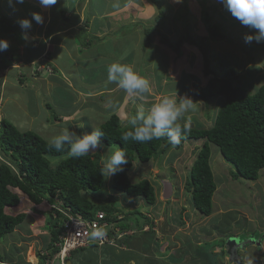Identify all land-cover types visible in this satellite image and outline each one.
I'll return each instance as SVG.
<instances>
[{
	"label": "rangeland",
	"instance_id": "obj_1",
	"mask_svg": "<svg viewBox=\"0 0 264 264\" xmlns=\"http://www.w3.org/2000/svg\"><path fill=\"white\" fill-rule=\"evenodd\" d=\"M27 1L28 7L25 3L16 4L15 0H12L11 5L9 0H0V14L7 15L5 17L16 24L13 33H5L0 29V38L9 43L8 49L0 52V74L5 76L1 80L10 79L15 82L16 91L10 96L18 101L15 104L10 101L7 109L2 108L9 117L5 118L3 114L1 121L12 123L21 132L32 131L50 141L65 129L84 135L103 124L112 114L119 116L121 126L130 127L128 119L139 108L143 107L147 111L165 96L174 97L178 101L183 96L191 98L192 109L178 123H187L189 128H208L223 97L214 93L205 104L193 96L194 85L206 88L211 77L228 76L232 85L239 87L245 95L252 94L259 86L264 85V44H245L243 37L250 30L232 17L220 0H57L55 5L42 7V24L36 23L31 16L32 12L41 8L38 0ZM32 1H35L36 8L29 5ZM97 4L102 6L101 12ZM160 12L163 17L161 15L159 18ZM206 12L211 17L209 24L219 27L222 38H211L205 23ZM21 19L30 20L32 27L22 30L18 23ZM57 24H73L70 31H65L67 36L63 38L60 47L58 43L64 33H56L53 37L60 40H53L52 43L47 40L51 36L44 38L54 29L47 32L46 28ZM185 28L188 29V34L184 33ZM81 30L91 37L89 48L83 42L88 35ZM100 31L102 33L97 34ZM157 31L167 37L171 46L181 41L180 56L170 46L160 43V33ZM43 42L52 45L51 55L48 49L42 50ZM202 50L206 56L202 55ZM93 57L96 61L89 63L87 60ZM206 59L209 61L207 69L213 74L205 72ZM113 63L131 67L149 82L150 91L143 95L128 94L116 83H110L107 73L108 67ZM52 82L55 84L51 85ZM3 96V90L0 89V102ZM72 107H75L74 110ZM53 114L60 118L58 122L53 120ZM81 124L83 127L78 126ZM202 144V139L185 140L179 148L169 147L156 159L146 163H133L128 172L130 181L137 183L142 179L148 180L155 190L154 204L150 205L143 198H132L124 192L112 190L113 175L105 180L100 190L80 194L92 203L95 199L114 197L117 201L114 207L125 216L120 224L133 222L135 219L140 222L142 213H148L153 219L159 213L170 222L169 227L174 228L173 231H176L180 223L186 222L180 228H184L186 233L193 231L194 235H190L191 243L200 239L201 246L205 245L204 242L208 243L206 247H202L204 251L210 252L215 245L224 249L223 255L217 257L201 254L198 264H208L212 259L216 264H221L223 256L229 261L225 244L229 238L238 239L237 245H244L245 249H260L264 256V168L259 171V177L255 181L241 177L233 179V165L223 158L217 146L209 144V166L216 189L212 196V212L205 217L194 209L191 194L186 190L191 165ZM103 145L104 148L92 152H98L97 160L102 166L117 146ZM0 150V164H8L10 157L5 155L1 147ZM50 160L52 165L57 163V159ZM9 167L15 171L13 164ZM12 191L19 196L20 203L15 208H6V212L12 215L27 214L31 224L27 222L0 239V256L3 260L16 255L25 256V262L36 264V260L32 262L28 256L31 253L35 259L38 246L34 247L33 237H28L31 233L41 231V234L47 233L44 238L50 240L51 229L44 224L43 215L62 205L60 201L56 204L44 201L34 205L17 189ZM65 211L70 216L74 215V219L80 216L83 222L92 221L80 213H73L69 208H64ZM56 216L54 213L53 217ZM69 219L70 217L66 222ZM109 226L105 228L106 233H112L115 238L117 235L111 229L112 225ZM66 241L73 242L71 238ZM56 242L65 244V240ZM92 244H95L94 241L85 240L77 247L64 246L69 248L62 250L65 256L62 259L54 258L50 263L67 264L73 252L89 249ZM112 244L115 242L107 245ZM54 247L57 248L56 245ZM240 251H235V257L239 260ZM242 263L246 264L244 261L239 262Z\"/></svg>",
	"mask_w": 264,
	"mask_h": 264
},
{
	"label": "trees",
	"instance_id": "obj_2",
	"mask_svg": "<svg viewBox=\"0 0 264 264\" xmlns=\"http://www.w3.org/2000/svg\"><path fill=\"white\" fill-rule=\"evenodd\" d=\"M98 10L101 12L102 6L99 5ZM161 15L163 17L160 12L159 18ZM208 15L206 12L205 23L208 25L207 31L211 33V38H222L219 27L209 24L211 17L209 18ZM0 16H2L0 29L5 33L6 31L13 33L16 24L5 17L7 15L0 14ZM187 30L185 28L184 33L188 34ZM157 32L160 33V43L170 46L180 56L181 41L171 46L167 37L160 31ZM201 52L206 56L203 50ZM205 64L206 74H213L207 69L209 67L207 59ZM194 88L193 96L198 97L205 104L214 93L221 95L223 100L210 127H193L188 132L182 131L180 143L176 146H173L166 136L146 142L131 139L124 141L122 136L132 128L121 126L119 116L116 114H112L103 124L95 128L104 133L100 138L101 143L107 146H119L126 152V158L129 160V163L123 165V171L112 176V190L124 192L132 198H143L146 203L154 204L153 185L148 180L131 183L128 171L135 161L146 163L156 159L169 147L179 148L180 144L190 139L203 140L191 165L190 178L186 183V190L191 194L194 209L203 216L207 217L212 212V196L216 189L209 166V144L217 146L223 158L233 165L235 168L234 172L231 171L233 179L239 177L251 181L258 179L259 171L264 168V85L259 86L252 94L245 95L239 87L232 85V80L228 76L221 78L213 76L209 79L206 88L197 85H194ZM52 118L55 122L60 119L56 114H53ZM179 124L183 128L184 125ZM0 125V147L5 155L10 157L11 164L15 167L13 171L5 163L0 165V239L12 233L26 218L24 213L12 215L6 212V208H15L20 203L19 196L12 189L20 191L34 205L44 201L56 204L57 200L61 202L63 208H69L73 213H80L86 219H93L96 212L102 211L107 215L104 220H115L112 214L118 209L114 207V203L117 202L114 197L109 196L105 200L95 199L92 203L80 194L89 190L98 191L104 185L105 179L100 175L102 165L97 160L98 152L92 156L86 154L79 158L70 157L68 145L57 151L51 146L50 140L42 138L35 132H21L6 120H2ZM50 158L57 159V163L52 165ZM52 212L57 216L53 217ZM47 216L46 226L51 229L48 249L54 254L57 252L54 243L57 241V235L63 230L65 217L55 209L48 212ZM91 248L98 247L92 244ZM81 250L84 249L78 252ZM74 253L77 251L72 255ZM0 261H2L1 257Z\"/></svg>",
	"mask_w": 264,
	"mask_h": 264
},
{
	"label": "clouds",
	"instance_id": "obj_3",
	"mask_svg": "<svg viewBox=\"0 0 264 264\" xmlns=\"http://www.w3.org/2000/svg\"><path fill=\"white\" fill-rule=\"evenodd\" d=\"M56 2L57 0H38L39 5L43 8L55 5ZM177 2H179V0H177ZM15 3L24 4L25 0H15ZM220 3L233 18H235L242 26L250 30L249 33L245 34L243 37L245 44H252L254 42L256 44H264V0H220ZM9 4H12V0H9ZM31 16L38 24H42L44 22L43 16L38 12H32ZM18 23L22 30H28L32 27V23L28 19H21ZM8 47V41L0 38V52L6 51ZM107 79L110 83H116L118 87L123 89L128 94L143 95L150 91L149 82L145 78L138 75L129 66L118 63L111 64L108 67ZM192 107L193 101L187 96L181 97L179 101L174 97L165 96L159 101V103L152 105L147 111H145L143 107L139 108L135 115L128 119V124L131 126L132 130L125 132L122 139L124 141L131 139L137 142H146L154 139L159 140L166 136L169 139V142L173 146H176L180 143L182 131L188 132L190 130L187 123H185L182 128L178 121L181 120L184 117V114L191 110ZM78 126L83 127L82 124ZM102 136H104V133L99 129L91 130L84 135H77L76 132L65 129L61 134L54 137L50 143L57 151L62 150L65 145H68V155L70 157L79 158L85 156L86 154L95 152L97 149L104 148V145L100 142V138ZM0 154H2L1 150ZM92 155L93 154H90V156ZM3 163L9 166L11 161L8 164L7 162ZM127 163H129V160L126 158V152L119 146H116L103 162V166L100 168V175L107 180L117 172L123 171V165ZM52 210L53 208L51 211ZM112 215V218L115 220H104L105 217H107L105 214L104 219L101 220V222H105L107 227H110V224L112 225L111 229L115 231L114 234H117V236L114 238L112 233H108L107 235L113 243L116 242V240H118L123 234L119 233L120 231L118 232L115 227V223L120 222L119 218L122 219V217L117 213ZM104 231L107 232L103 229H97L94 230L91 235L93 238L103 237L105 235ZM57 241H59L58 238ZM54 245L57 246V252L54 254H51L50 252V259L47 264H51L50 262H52L54 258L60 259L59 255L62 251L61 243H59V245L54 243ZM94 245L97 247L104 246H98L97 244ZM0 264L5 263L0 261Z\"/></svg>",
	"mask_w": 264,
	"mask_h": 264
},
{
	"label": "crops",
	"instance_id": "obj_4",
	"mask_svg": "<svg viewBox=\"0 0 264 264\" xmlns=\"http://www.w3.org/2000/svg\"><path fill=\"white\" fill-rule=\"evenodd\" d=\"M87 2L88 1H86V3ZM28 3L29 1L26 0L25 6H27ZM29 5L36 8L35 1L30 2ZM97 5L99 7V4ZM72 8H76V6H72ZM41 11H42V7L39 10H37V12L40 14ZM20 12L24 13L22 10ZM50 25L52 26V24ZM66 25L67 28H65ZM72 26L73 24H62V25L57 24L51 28H46L47 32L49 29L52 28L54 29L51 30L50 33L47 34V36H45L44 38H47L49 35L53 39L48 37L47 40L53 42V40H60V38L58 37H53L56 33L58 32L64 33L65 35L61 37L62 39L60 43H58L60 47L62 45L63 38L67 36V32L65 31H70L71 30L70 27ZM78 27L80 28V26ZM81 32L84 31L81 30ZM101 33H102L101 31L97 32V34H101ZM75 34L72 35L73 38ZM44 41H46V39H44ZM43 43H44V47L42 48V50L44 48L48 49L49 55H51L52 45L47 42H43ZM90 43H91V37L88 35V37L84 39V45L87 46V48H89ZM84 54L86 55V53ZM87 61L89 63L95 62L96 58L94 57L89 58ZM3 78H5V76L3 74H0V89L3 90V95H4L3 99H1L0 102V121L1 118L4 116L5 118L9 117L7 112H5L6 114H4L2 108L4 107L7 109V105L11 104L10 101L14 104L18 103V101L14 100L10 96L11 93H14L16 91L15 82L10 79L1 80ZM53 84L55 83L52 82L51 85ZM73 103H75V101H73ZM74 108L75 107H72V110H74ZM169 189H171L170 186ZM124 205L126 206L127 204L124 203ZM115 213L119 214L122 217L120 222L125 220L124 213H119V211H116ZM46 215L47 214L43 215V218H45L44 220L45 225L47 220L46 218L48 217V216L46 217ZM160 216L161 215L157 213V216H155L153 219L148 213L147 214L142 213L140 222H138L137 219H135L133 222L126 221L125 223L122 224H120L119 222L115 223V227L117 228L118 232L120 231V233L123 234L118 240H116L115 244L106 245V246L104 245L98 248H89L86 250L85 249L81 250L80 252L74 253L71 259L68 260L67 264H198L201 254L203 256L211 255L212 257L213 256L217 257V255H223L224 249L221 247L217 248L216 245L215 247H212V250L210 249V252L204 251L202 247L204 246L206 247L208 243L204 242L205 245L203 244L204 246H201L202 243L201 239L196 240L194 243H191L192 240L191 236L194 235L192 234L193 231L186 233L187 231L185 232L184 228L183 229L180 228L185 226L186 222L180 223L176 231H173L174 228L169 227L170 222L166 220L164 217L162 216L160 217ZM27 218L28 215L26 214V218L23 221V223H21L17 227L20 226L23 227V225L27 224V222L31 224V222ZM158 229H160L161 231H159ZM27 234L29 235L30 232ZM31 234L32 235H30L28 238L33 237L32 240L33 246L34 247L38 246V251L35 256V259L33 255L31 256L30 253L28 256L29 260L32 262L36 260V264H40L41 262L42 264H45V262L46 261L48 262V260L50 259V251L48 249L49 239L44 238V236L47 233L41 234V231H39L37 234L36 233H31ZM209 244H214V243L209 242ZM247 254H249V257H246ZM240 256H241L240 262L244 261V263H246L245 260H247L248 262L246 264H264V256L260 252V249L257 250L253 247L244 250L242 249L240 251ZM24 257L25 256L16 255L14 258L13 257L5 258L4 260L2 259V261L5 264H28V262H25V260H23L25 259ZM13 260L16 261L14 262ZM141 260H143V262ZM228 262H229L228 259L225 256H223V259L220 263L232 264ZM204 264H207V262ZM208 264H216V262H213L212 259L211 261L208 262Z\"/></svg>",
	"mask_w": 264,
	"mask_h": 264
},
{
	"label": "built area",
	"instance_id": "obj_5",
	"mask_svg": "<svg viewBox=\"0 0 264 264\" xmlns=\"http://www.w3.org/2000/svg\"><path fill=\"white\" fill-rule=\"evenodd\" d=\"M56 202H58L56 200ZM63 216L65 217V220H63V230L62 234L59 236V241L62 242V240H65V244L61 243L62 250H69V248H64V246L74 247L76 245L79 246L81 244V241H94L95 244L98 246L105 245V244H111L112 240L108 237L107 233L105 232V235L103 237H97L93 238L91 233L94 230L97 229H103L107 227V224L104 222H101V220L104 219L105 214L103 212H98L95 214V218L90 222H83L81 217L72 218L73 216H70L67 211L64 212V208L61 207L57 208ZM77 216V215H75ZM70 217L69 221L66 222L67 218ZM67 223V224H66ZM70 226V227H69ZM71 238L73 242L66 241L67 239ZM90 239V240H89ZM63 251L60 253V259L63 258Z\"/></svg>",
	"mask_w": 264,
	"mask_h": 264
},
{
	"label": "water",
	"instance_id": "obj_6",
	"mask_svg": "<svg viewBox=\"0 0 264 264\" xmlns=\"http://www.w3.org/2000/svg\"><path fill=\"white\" fill-rule=\"evenodd\" d=\"M92 153H89V155ZM226 254L229 256V262L234 264H239L240 260L235 257V251L236 249H245L244 245H237L238 239L236 238H229L226 242Z\"/></svg>",
	"mask_w": 264,
	"mask_h": 264
},
{
	"label": "bare ground",
	"instance_id": "obj_7",
	"mask_svg": "<svg viewBox=\"0 0 264 264\" xmlns=\"http://www.w3.org/2000/svg\"><path fill=\"white\" fill-rule=\"evenodd\" d=\"M55 244L59 245V243H58V242H55Z\"/></svg>",
	"mask_w": 264,
	"mask_h": 264
}]
</instances>
